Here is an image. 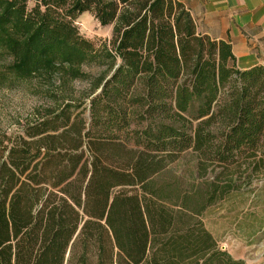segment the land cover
<instances>
[{"label": "trees", "instance_id": "16d2710c", "mask_svg": "<svg viewBox=\"0 0 264 264\" xmlns=\"http://www.w3.org/2000/svg\"><path fill=\"white\" fill-rule=\"evenodd\" d=\"M83 12L111 36L80 34ZM34 80L50 102L0 128V264H244L200 218L238 187L162 170L192 150L264 171V65L238 68L180 0H0V86Z\"/></svg>", "mask_w": 264, "mask_h": 264}, {"label": "rangeland", "instance_id": "374dc122", "mask_svg": "<svg viewBox=\"0 0 264 264\" xmlns=\"http://www.w3.org/2000/svg\"><path fill=\"white\" fill-rule=\"evenodd\" d=\"M80 34L99 43L111 36V25H101L89 12H83L76 20ZM93 75L97 67H86ZM76 91L87 86V80L73 81ZM48 84L34 80L13 87L0 86V128L10 132L18 122L33 115L41 105L50 102ZM252 160L240 159V164L222 168L217 165H201L192 150L183 151L175 159L166 162L162 177L179 179L183 190L205 193L213 182L219 187L235 185L237 190L208 206L200 216L222 250L244 264H264V171L253 172ZM205 166V167H204Z\"/></svg>", "mask_w": 264, "mask_h": 264}, {"label": "crops", "instance_id": "0c3cea01", "mask_svg": "<svg viewBox=\"0 0 264 264\" xmlns=\"http://www.w3.org/2000/svg\"><path fill=\"white\" fill-rule=\"evenodd\" d=\"M196 30L229 42L236 65H264V0H180Z\"/></svg>", "mask_w": 264, "mask_h": 264}]
</instances>
